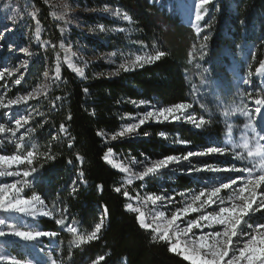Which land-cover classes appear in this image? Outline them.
<instances>
[{
  "label": "trees",
  "instance_id": "obj_1",
  "mask_svg": "<svg viewBox=\"0 0 264 264\" xmlns=\"http://www.w3.org/2000/svg\"><path fill=\"white\" fill-rule=\"evenodd\" d=\"M33 1L44 33L54 35L55 26L45 7L38 0ZM94 2L110 4L130 20L114 23L91 16L90 20L97 19L107 29L101 34V42L91 43L130 58L153 56L156 51H164L166 55L115 75L107 74L109 65L91 64L83 80L62 68L59 81L54 85L47 83L46 95L17 107L16 111H22L28 123L14 133V145L5 143L0 153H35L32 164L23 166L28 171L36 169L26 178L30 184L26 194L40 195L46 205L44 210L52 212L50 217L30 218L22 227L57 235L40 238L37 245L44 247V255L16 242L7 249L16 260H30L33 264H51L53 260L56 264H190L170 251L167 242L153 239L150 231L139 226L136 215L126 210L123 191L129 189L124 186L121 174L105 163L103 156L111 148L122 160L143 161L147 157L154 161L201 150L212 135L220 140L224 120H210L212 124L201 129L183 122L148 121L125 138L110 140L109 136L121 129L126 115L138 111L135 105L141 100L160 107L191 103L199 107L201 114L213 117L211 109L220 107L214 100L231 91L232 78L245 74L254 77L256 69L264 64V0H211L198 22L199 34L183 23L176 6L180 0ZM117 26H124L128 35L109 32V28ZM202 43H206L203 50ZM46 58L52 69V51ZM43 71L35 59L30 60L15 90L19 93L33 89ZM56 97L60 100L53 106ZM61 124L66 132L60 131ZM98 132L104 135L98 136ZM180 140L187 144L179 143ZM171 179L169 183L177 191H189L195 184L181 174ZM159 181L166 184L164 177L145 179L146 191L159 193ZM116 187L122 188L121 193L114 191ZM53 207L56 211H52ZM56 219H65V226L56 224ZM101 221L103 227L97 239L79 246L71 244L75 236L91 233ZM68 225L76 227L77 232L68 231Z\"/></svg>",
  "mask_w": 264,
  "mask_h": 264
},
{
  "label": "rangeland",
  "instance_id": "obj_2",
  "mask_svg": "<svg viewBox=\"0 0 264 264\" xmlns=\"http://www.w3.org/2000/svg\"><path fill=\"white\" fill-rule=\"evenodd\" d=\"M45 7L47 12L48 19L55 26V34L52 36H46L44 29L41 23L38 21V8L33 0H0V72H5L3 78H0V99L3 100L4 104H7L9 100H15L22 96H27L36 89L41 90V95L32 99H29L27 102L33 99H39L40 97L46 95L47 93V83L51 85L56 84L59 79L56 78V68L61 69L65 68L72 72L78 79L83 80L85 78V73L89 65L102 63L111 66L106 70L108 75H115L117 73V68L120 64L132 61L133 58L125 57L121 53H116L115 51H107L102 47L91 43L90 41L101 42V34H105L107 29L101 31V24L99 25L97 19L90 20L91 16L96 15L99 17H104L114 23H128L123 19L125 13L114 8L110 4L100 5L95 0H38ZM180 5L178 7L182 21L186 26H191L195 30L199 28L198 22L195 20V2L196 0H180ZM107 8V11L105 10ZM177 9V10H178ZM119 13V15H114V13ZM53 13H56L54 16ZM115 28V30H114ZM63 30V31H62ZM109 32H119L123 33L125 36L128 35V31L124 26H117L108 29ZM63 44V47L61 46ZM67 49V51H65ZM52 51V69L48 66V60L46 54ZM29 53L31 55H29ZM115 53V55H111ZM146 57V56H142ZM35 59L37 65L43 67V74L41 79L33 86V89H25L22 92L15 90L16 80L22 79V77L27 72L30 60ZM27 62V63H25ZM69 63L73 67H69ZM80 68L84 71V76L81 77L78 72L74 69ZM11 73V75H8ZM47 74V75H45ZM233 86L230 87V92L222 95L221 99L214 100V103H219V108L211 109V112H214L213 117H208L204 113L199 112V107L193 104V108L189 109V114H194L197 119L200 116H204L207 123L202 127L205 128L212 123L210 120H224L223 123V132L221 139L215 138L213 135L209 137L207 145L198 151L193 152H203L208 147H227L228 152L225 155H207V156H193L189 161L180 163L179 165H172L168 169H162L158 173L150 175L145 178H157L158 180L161 177L166 178V184L164 182H158L157 188L159 193L149 194L145 189V180L141 181L133 177V183L131 185L126 183V179L129 176V173L122 172L120 168L115 167L114 165H121L130 169L131 173H139L143 171V168L137 164L135 159H125L122 160L121 157L117 156L113 151L110 156L112 163L106 162L103 156V160L107 163L112 169L117 171L122 176V181L124 186H126L130 197L125 198V206L128 203H131L133 207H138L141 212L144 213L145 221L153 224V228L157 225L161 227V230L164 229L167 222L171 220L173 214L177 213L178 208H183L185 206V197L181 196L180 193H191L192 195L198 194L202 189L219 186L220 182H226L225 177L232 176L235 178L238 173H224V172H209V171H195L191 175L187 173L189 167L201 169L204 165H211L213 168L224 169L235 165L237 168L243 167H254L255 171L259 170V167H264V158L256 157L254 160L247 158V150L242 147L232 148V144H242L245 137L249 138L251 141V146L256 147L257 139H253L254 133L251 127H245L252 122V125L255 126L257 132H260L261 135H264V106H261V112L257 113L255 111L258 107L255 103L256 99H264V73L255 74L254 77L250 74L239 75L238 77L232 78ZM235 84H239V87H236ZM55 106L56 102L60 99L57 97L54 99ZM27 102H21L19 105H13L9 108H0V125H3L6 129L5 132L0 133V148L4 146L5 143L13 146V131H8V129L14 130V133L17 131L15 126V120L26 118L22 111L18 112L17 107L26 104ZM148 105L159 108L155 103L148 102ZM138 111L132 115H126L124 118V123L121 126V129L112 136L117 138H125L130 134L120 137L118 133L123 130L124 126L127 124L137 123L138 119L143 116V114L149 110L150 107L145 105H140V103L135 105ZM234 108H245L248 112V115H243L240 113H234L232 110ZM3 117V118H2ZM4 118H7L6 121H1ZM148 121L155 122L154 119ZM147 121V122H148ZM180 122H183L189 125L191 128L196 129L191 123L183 121V118ZM233 129L231 135L228 134V128ZM22 128V127H21ZM211 134V133H210ZM112 136H109L111 139ZM261 151L264 152V140L259 141ZM240 154L245 157L243 161L235 159L236 155ZM0 155H7L6 153H0ZM12 155H18L16 152ZM7 155V156H12ZM183 157V156H182ZM156 161V160H154ZM148 162H152L148 160ZM22 165H13L11 168L7 167V164H0V170L7 169L11 172H23L25 171ZM175 174H181L189 180H194V187L189 191H177L172 185H170L169 180L171 181L172 176ZM246 175V174H245ZM24 180L26 179L22 175L20 177L6 176L0 177V183H12L15 180ZM140 183V184H139ZM138 184V186H137ZM19 186V185H18ZM136 187V188H134ZM240 187V184L234 186L236 190ZM26 188L22 192L24 198H29L26 194ZM139 188V189H137ZM152 195L155 196H172L175 198L174 204H169L166 201L161 202L157 201L155 204L151 200H148L147 197ZM233 193L229 190H222L221 196L224 197L226 204L225 206H231L232 201L229 199ZM139 197V200L135 199ZM188 202H191L190 198ZM194 207L199 206V202H196ZM207 211H218V208L213 205L211 208H207ZM45 210L41 209L38 216L43 215ZM128 211V210H127ZM131 212V211H129ZM164 212V217H159L158 213ZM134 213V212H132ZM139 216V212L134 213ZM201 213H189L186 216H182L180 220L177 221V224L180 228L186 227L185 220L195 219ZM37 216V217H38ZM35 217L34 219H36ZM0 218L8 220V225H13L9 227L8 225H0V231L12 232V231H28L24 229L26 221L30 218L27 215L19 213H8L0 210ZM249 219V218H246ZM138 222V220H137ZM250 223H264V210L254 213L250 219ZM139 224V222H138ZM140 226V224H139ZM144 229V228H143ZM146 230V229H145ZM220 231L219 226L213 225L212 227H205L204 232L211 231ZM150 231L153 236L159 238V234ZM195 236H191V240H197L199 235H201L200 230L194 229ZM170 235H172V230H170ZM41 238V237H40ZM40 238L34 241H25L15 236H5L0 237V256H3L4 259L0 260V264L15 262L18 264H33L32 261H18L15 257L11 256L9 250L15 242L19 243L23 248L34 249L36 254L44 255V247L37 245L40 241ZM176 237L172 235V240L167 242H175ZM188 246L185 243L184 237L180 238V247L184 248ZM242 246V245H241ZM174 253V252H173ZM178 254V253H176ZM183 259L184 257L180 254ZM48 257V256H46ZM187 261V260H186ZM190 262V261H188Z\"/></svg>",
  "mask_w": 264,
  "mask_h": 264
},
{
  "label": "snow or ice",
  "instance_id": "obj_3",
  "mask_svg": "<svg viewBox=\"0 0 264 264\" xmlns=\"http://www.w3.org/2000/svg\"><path fill=\"white\" fill-rule=\"evenodd\" d=\"M211 0H196L195 2V20L200 21L202 19V13L206 5H208ZM107 11V8L105 9ZM55 16L56 13H53ZM114 15H119V13H114ZM123 19L125 21L130 20L126 14ZM63 31V30H62ZM101 31L103 27L101 26ZM197 34L200 33V29H196ZM208 37H203V40L206 42ZM63 47V44H61ZM206 47V43L200 44V49L203 50ZM67 51V49H65ZM29 55H31L29 53ZM111 55H115L112 53ZM166 53L164 51H156L155 55L142 57L137 55L134 60L128 62L127 64L122 63L117 68V74L123 71H129L131 68L136 66L142 67L145 63H153L160 60L164 57ZM27 63V62H25ZM69 67H73L69 63ZM76 72L79 73L81 77L84 76L83 69L75 68ZM207 71V70H205ZM7 72L5 69L4 72H0V78H3ZM257 74L264 73V64L256 69ZM11 75V73H8ZM47 75V74H45ZM60 77V68H56V78ZM21 81L16 80V84H20ZM87 89H84V92L87 93ZM41 95V90L36 89L27 96L19 97L15 100H9L7 104L3 103V100L0 99V108H9L13 105H19L21 102H27L29 99L38 97ZM60 99V97H57ZM135 103V102H133ZM140 105H145L151 108V110L145 112L143 116L138 119L137 123L127 124L124 126L123 130L118 133L120 137H124L128 134H132L137 131V129L144 125L148 120L154 119L155 122H180L183 118L184 122L191 123L196 129H201L207 121L204 116H200L199 119L196 118L194 114H189V109L193 108V104L181 102L176 103L167 107L156 108L154 106L148 105V102L141 100ZM255 111L257 113L261 112V106H264V99H256ZM202 109L204 105L200 106ZM234 113H240L243 115H248V112L245 108H234L232 110ZM71 117H69L70 119ZM15 130H19L23 127L24 124L28 123L27 118H21L15 120ZM245 127H251L253 133L255 134L253 139H257L256 147L251 146V141L249 138L245 137L242 144H232V148L242 147L247 150V158L255 159L256 157L264 158V152L261 151L259 145L260 140H264V135H261L260 132H257L255 126L252 125V122L249 121ZM6 129L3 125H0V133L5 132ZM8 131L14 130L8 129ZM61 132H66L64 125L60 126ZM233 129L228 128V134L231 135ZM98 136H103L102 132L97 133ZM161 136H164V133H161ZM117 137L112 136L111 139L115 140ZM22 141L23 136L20 138ZM179 143L187 144L186 141L180 140ZM71 146V144H70ZM17 148L20 147L18 144ZM228 152L227 147H208L203 152H193L189 151L183 157L179 155H167L162 159L148 162L147 157L143 161H137L143 171L139 173H131L130 169L123 167L121 165H114L117 168H120L122 172L129 173L126 183L131 185L133 183V177L141 181L150 175L158 173L162 169H168L172 165H179L182 162L189 161L193 156H207V155H225ZM112 154V149L108 148L105 153L104 159L106 162L112 163L110 156ZM35 156V153L32 151L27 152L26 155H0V164H7L8 168H11L13 165H22L27 164L31 165L32 160ZM52 159L54 157H48ZM235 159L243 161L245 157L243 155L237 154ZM254 167H243L237 168L235 165L227 167L224 169L213 168L211 165H204L201 169H196L189 167L187 173L191 175L195 171H209L213 173L224 172V173H238L235 178L232 176L225 177L226 182H220L219 186L211 187L209 190L207 187L202 189L198 194L192 195L191 193H180L181 196L185 197V206L183 208H178L177 213L173 214L171 220L167 222L163 230L157 225L153 228L152 223L145 221L144 213L140 211L138 207H133L131 203L126 204V210L131 212H139L137 220L140 226L146 230H153L159 234V239L161 241L170 242L172 240V235H175V242H171L170 251L178 253L184 257L185 260L190 261V264H264V223H250V217L261 210H264V167H259L258 171L254 170ZM36 172L35 168H32L31 171L25 170L22 173L11 172L7 169L0 170V177L14 176L20 177L21 175L25 178L29 177L32 173ZM246 174V175H245ZM83 175V173H80ZM75 183V182H74ZM240 184L238 190L234 188L235 185ZM19 185V186H18ZM29 181L24 180H15L12 183H0V210L8 213H19L24 214L29 217H37L40 210L46 207L44 200L40 195L33 193L31 197L24 198L22 192L25 187H29ZM222 190H229L233 193L229 199L232 201L231 206H225L226 201L223 196H221ZM115 192L121 193L122 188L116 187ZM123 196L129 198L130 194L128 191H123ZM191 202H188V200ZM135 199L139 200V197ZM148 200H151L153 204L157 201L167 202L169 204L175 203V198L172 196H155L152 195L147 197ZM199 202L198 207L193 205ZM215 205L218 208V211H207V208H211ZM52 211H56L53 207ZM105 211H107L105 209ZM201 213L195 219L185 220L186 227L180 228L177 224V221L186 216L189 213ZM44 216L50 217L52 215L51 211H44ZM164 212H159V217H164ZM249 218V219H246ZM55 223L64 227L65 219H56ZM0 225H8V220L0 218ZM213 225L219 226L220 231H211L204 232L205 227H212ZM13 227V225H8ZM103 227V221L95 224L94 231L87 235H77L71 241V244L74 246H79L81 244L89 243L98 238V233ZM194 229L200 230L201 235H199L197 240H191V236H195ZM170 230H172V235H170ZM68 231L76 233V227L68 225ZM191 234V236H190ZM15 236L25 241H34L40 237H55L57 233L55 232H43V231H12L5 232L0 231V237L5 236ZM184 237L185 243L188 245L184 248L180 247V238ZM156 239V236L153 237ZM242 245V246H241ZM4 257L0 256V260H3ZM104 257H99V260H103ZM15 264V262H11ZM51 264H56L53 260ZM97 264V262H94Z\"/></svg>",
  "mask_w": 264,
  "mask_h": 264
},
{
  "label": "bare ground",
  "instance_id": "obj_4",
  "mask_svg": "<svg viewBox=\"0 0 264 264\" xmlns=\"http://www.w3.org/2000/svg\"><path fill=\"white\" fill-rule=\"evenodd\" d=\"M113 168V167H112Z\"/></svg>",
  "mask_w": 264,
  "mask_h": 264
}]
</instances>
